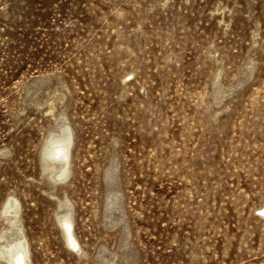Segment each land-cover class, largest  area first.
Here are the masks:
<instances>
[{
    "label": "rangeland",
    "instance_id": "1",
    "mask_svg": "<svg viewBox=\"0 0 264 264\" xmlns=\"http://www.w3.org/2000/svg\"><path fill=\"white\" fill-rule=\"evenodd\" d=\"M263 48L264 0H0V210L19 198L32 264H264ZM63 121L55 188L39 153Z\"/></svg>",
    "mask_w": 264,
    "mask_h": 264
},
{
    "label": "bare ground",
    "instance_id": "2",
    "mask_svg": "<svg viewBox=\"0 0 264 264\" xmlns=\"http://www.w3.org/2000/svg\"><path fill=\"white\" fill-rule=\"evenodd\" d=\"M251 69H255V65H251ZM251 76L252 74H249V78H251ZM72 145V126L69 122H64L62 124H58V130L51 129L49 131L48 136L45 138L41 146L39 153V158H41L42 162L41 172H43V175L49 178V180L53 183H56L54 186L55 188L57 185H64L68 182L70 176ZM104 177L106 178L105 181L108 185L107 212L110 217L113 210L120 207L118 205L117 193L112 192L110 188L115 179H117L115 168L110 167L106 169ZM46 194L56 199V203L58 204L57 210L60 209L55 212V218L58 226L60 227L64 244L72 249L73 252L80 258L85 257L86 252L79 245L74 233V208L70 204V199L65 196V200H63L51 191L46 192ZM109 195L112 196L113 199H111ZM0 211L8 224V226H5L6 228L0 234V260L5 264H32L30 257V245L23 227L21 214L22 210L19 198L15 195H10L2 204ZM259 211L263 212L264 206L260 207ZM113 225L115 227L116 225H119L125 234L128 233V228L125 224L124 218L115 222ZM106 252L107 251L104 248L100 251L101 255L104 257H106ZM113 255L116 256L115 254Z\"/></svg>",
    "mask_w": 264,
    "mask_h": 264
},
{
    "label": "water",
    "instance_id": "3",
    "mask_svg": "<svg viewBox=\"0 0 264 264\" xmlns=\"http://www.w3.org/2000/svg\"><path fill=\"white\" fill-rule=\"evenodd\" d=\"M40 160V159H39ZM52 182V181H51ZM53 183V182H52ZM54 185L56 184V183H53Z\"/></svg>",
    "mask_w": 264,
    "mask_h": 264
}]
</instances>
